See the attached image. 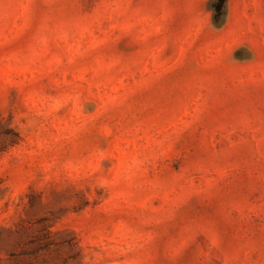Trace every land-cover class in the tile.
<instances>
[{
    "label": "rangeland",
    "instance_id": "1",
    "mask_svg": "<svg viewBox=\"0 0 264 264\" xmlns=\"http://www.w3.org/2000/svg\"><path fill=\"white\" fill-rule=\"evenodd\" d=\"M0 264H264V0H0Z\"/></svg>",
    "mask_w": 264,
    "mask_h": 264
}]
</instances>
